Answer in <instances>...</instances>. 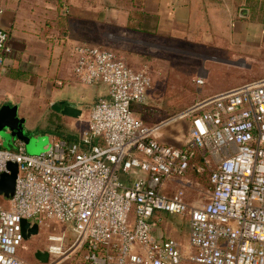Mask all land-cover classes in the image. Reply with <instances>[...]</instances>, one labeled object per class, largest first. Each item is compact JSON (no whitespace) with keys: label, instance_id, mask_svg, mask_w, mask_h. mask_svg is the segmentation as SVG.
I'll use <instances>...</instances> for the list:
<instances>
[{"label":"built area","instance_id":"built-area-1","mask_svg":"<svg viewBox=\"0 0 264 264\" xmlns=\"http://www.w3.org/2000/svg\"><path fill=\"white\" fill-rule=\"evenodd\" d=\"M10 52L0 28V66ZM69 53L75 78L106 93L92 105L79 142L50 139L38 154L26 153L22 141L14 150L0 147V174L8 162L18 166L9 206L0 205V264H26L18 255L21 219L67 225L86 264H264V78L176 116L189 126L185 144L175 146L160 139L164 123L146 124L133 109L147 100L145 70L96 45L75 44ZM206 170L204 203L192 205L182 186L163 193L171 179ZM158 211L188 215L189 253L155 233ZM65 238L48 236L59 252Z\"/></svg>","mask_w":264,"mask_h":264},{"label":"crops","instance_id":"crops-1","mask_svg":"<svg viewBox=\"0 0 264 264\" xmlns=\"http://www.w3.org/2000/svg\"><path fill=\"white\" fill-rule=\"evenodd\" d=\"M0 28L11 48L0 66V85L12 87L14 103L26 95L49 106L60 102L58 88L79 82L69 51L81 43L190 47L209 61L202 66L207 73L222 65L233 75L228 84L206 88L204 98L264 78V0H0ZM207 73L199 77L201 86ZM105 93L104 88L90 108ZM77 108L78 118L66 116L70 124L84 116ZM170 181L162 190L168 195L177 189L165 192Z\"/></svg>","mask_w":264,"mask_h":264},{"label":"rangeland","instance_id":"rangeland-1","mask_svg":"<svg viewBox=\"0 0 264 264\" xmlns=\"http://www.w3.org/2000/svg\"><path fill=\"white\" fill-rule=\"evenodd\" d=\"M113 41L115 40L107 42L101 48L117 53L132 68L145 70L151 79L146 103L133 104L136 115L149 125L164 123L160 129L161 141L175 146L184 145L188 138L189 119L187 117L179 119L176 116L195 105L202 97L204 98L203 91L206 88H218L228 84L233 75L222 65H212L214 67L208 68L207 73L202 66L205 64L208 67L209 61L190 47L151 48ZM203 73H207V78L201 86L196 83V79L202 77ZM104 88L102 84L88 85L79 82L74 85L65 82L58 88L60 102L70 103L73 107H80L85 111L83 118L76 125L70 124L66 116L53 110L48 101H42L38 97L26 95L14 103L15 95L11 92L12 87L8 85H0V105L17 104V114L24 119L27 136L44 135L48 142L50 139L79 142L80 134L87 126L90 104ZM1 148L14 150L15 146L7 143V145L2 144ZM37 148V146H31L29 151L25 146V151L31 154V151ZM180 186L185 188L187 199L192 205L204 203L208 195V170L202 174L189 171L184 177L171 180L165 192L172 193ZM0 205L8 207L9 202L0 196ZM153 221L158 236L174 238L181 246L183 255L190 252L187 214L178 215L158 211ZM60 234H65L66 237L60 245V252L59 254L51 253L50 247L58 246L59 243L50 241L48 236ZM73 240L72 231L67 225L51 222L40 225L37 234L23 240L18 253L26 264H86L83 257L84 250L74 246ZM37 251L48 252L47 260L38 259L35 256Z\"/></svg>","mask_w":264,"mask_h":264},{"label":"water","instance_id":"water-1","mask_svg":"<svg viewBox=\"0 0 264 264\" xmlns=\"http://www.w3.org/2000/svg\"><path fill=\"white\" fill-rule=\"evenodd\" d=\"M50 107L58 113L71 118H78L81 114V110L73 107L70 103L56 101L52 102ZM17 109V104L5 103L0 106L1 144L7 145V143H10L13 145L15 141H22L29 151L31 150V146L38 147L37 150L31 151V154L42 152L44 147L49 145L50 140L48 142L44 135L27 136L25 134L24 119L17 114ZM6 168L7 171L0 174V196L8 200L14 193L18 166L15 162H8ZM20 226L23 240L29 239L39 231V225L37 223H30L26 219H21ZM35 256L41 261H46L48 252L37 251Z\"/></svg>","mask_w":264,"mask_h":264},{"label":"bare ground","instance_id":"bare-ground-1","mask_svg":"<svg viewBox=\"0 0 264 264\" xmlns=\"http://www.w3.org/2000/svg\"><path fill=\"white\" fill-rule=\"evenodd\" d=\"M50 252L51 253H55V254H59V251L57 250V247H54V246H51Z\"/></svg>","mask_w":264,"mask_h":264},{"label":"trees","instance_id":"trees-1","mask_svg":"<svg viewBox=\"0 0 264 264\" xmlns=\"http://www.w3.org/2000/svg\"><path fill=\"white\" fill-rule=\"evenodd\" d=\"M68 140V139H67ZM11 150H13V149H11Z\"/></svg>","mask_w":264,"mask_h":264}]
</instances>
